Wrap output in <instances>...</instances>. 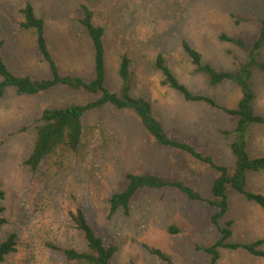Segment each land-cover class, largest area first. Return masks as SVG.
Masks as SVG:
<instances>
[{
  "label": "rangeland",
  "instance_id": "obj_1",
  "mask_svg": "<svg viewBox=\"0 0 264 264\" xmlns=\"http://www.w3.org/2000/svg\"><path fill=\"white\" fill-rule=\"evenodd\" d=\"M32 4L44 21V37L61 74L93 78V47L77 19L87 5L93 21L104 29L105 86L120 93L118 68L122 54L130 58L128 92L151 104L164 131L187 141L217 164L235 167L230 143L223 132L237 118L201 101L185 100L162 83L155 58L161 54L173 75L193 94L217 105L235 108L241 97L231 80L211 85L184 52L187 42L201 55V63L235 71L246 51L219 39L225 33L242 38L248 49L258 35L264 0H0V55L8 69L34 79L48 78L47 62L39 54L35 32L19 26L20 8ZM264 60V48L261 52ZM252 111L264 117V72L253 68ZM83 90L55 86L38 94H18L7 86L0 96V200L6 222L0 241L16 233V250L0 264H87L69 260L57 248L85 250L82 233L69 215L80 208L96 233L117 245L110 264H167L144 246L169 254L176 264H207V247L220 238L211 221L214 208L190 200L178 189H140L129 212L109 214L108 199L125 186L123 174L154 173L181 179L203 197H211L217 171L188 153L158 144L128 110L106 104L82 116L81 145L75 152L63 148L43 159L36 171L24 161L31 152L35 124L46 107L83 103L92 98ZM249 158L264 156V123H250L245 135ZM244 189L264 194V168L245 173ZM227 211L219 225L230 221L231 243L264 241V210L234 189L227 190ZM174 225L178 233H169ZM264 251V242L258 246ZM216 264H264V256L248 250L218 247Z\"/></svg>",
  "mask_w": 264,
  "mask_h": 264
},
{
  "label": "trees",
  "instance_id": "obj_2",
  "mask_svg": "<svg viewBox=\"0 0 264 264\" xmlns=\"http://www.w3.org/2000/svg\"><path fill=\"white\" fill-rule=\"evenodd\" d=\"M81 15L78 17V23L86 31L93 47V70L94 75L90 80L77 75L59 72L58 66L53 58L51 51L44 37V21L37 16L32 4L25 3L20 8L22 15L19 26L24 29H32L35 32V41L39 54L49 66L50 76L48 78L34 79L27 75H17L11 72L0 55V96L7 86H14L18 94H38L49 90L55 86H62L71 90H83L91 94L92 98L83 103H69L62 106H53L44 108L35 124V137L31 152L24 163L32 171H36L45 157L58 148L68 151H77L81 145L83 134V114L92 109L100 108L106 104L112 105L118 110H128L134 113L139 119L140 124L147 133L160 145L171 147L177 150L185 151L192 159L201 164H209L216 171L217 175L211 183V197H203L195 188L181 179H166L154 173H131L123 174L125 186L116 192H113L108 199L109 214L117 210L124 213L129 212L130 202L135 194L142 188L161 189L165 187L178 189L188 199L202 201L214 208L211 215V221L220 233V238L212 245L207 247L197 246L208 255L207 264H216L219 252L218 247L235 249L242 247L251 254L264 256V251L258 246L263 240H255L250 243H231L227 239L231 235L229 228L230 221L225 226L219 225V219L226 213L227 190L234 189L243 194L244 197L258 204L264 210V194L246 191L244 189L245 173L248 170H259L264 168V156L249 158L245 146V135L250 123H264V117L256 115L252 111V101L254 94L251 85V73L253 68L264 72V60L261 59V52L264 48V15L260 19V29L257 37L246 49L242 38H235L225 33L219 35V39L236 44L246 51V57L241 62L237 70L229 71L218 69L209 64L201 63V55L187 42L183 41L184 52L195 66L197 71H203L207 74L211 85L218 84L224 80H231L238 86L241 97L235 108H225L217 105L211 98L201 94L191 93L187 87L181 83L171 72L166 64L165 58L159 54L155 58L154 66L161 73L162 83L178 91L185 100L201 101L217 107L225 113L237 118L235 127L230 131H224L226 136H233L230 148L236 157L235 167H228L217 164L212 157L198 151L187 141L168 135L161 123L154 116L151 104L143 97L131 96L128 92V81L131 76L129 69L130 58L124 53L121 56L118 73L123 82L120 93L109 90L105 86V65H104V45L102 26L93 21V13L90 8L80 5ZM2 40L0 39V48ZM5 196V192L0 187V200ZM4 207L0 205V227L6 222L3 216ZM71 220L74 222L85 241V250H76L74 248H57L69 260L85 262L87 264H110L111 259L117 252V245L113 242H106L99 236L86 218L84 211L77 208L69 212ZM169 233H178L180 229L174 225L167 227ZM16 233L8 234L5 239L0 241V262L5 257L16 250ZM147 250L158 259L167 264H176L173 258L166 252L149 245H144Z\"/></svg>",
  "mask_w": 264,
  "mask_h": 264
},
{
  "label": "crops",
  "instance_id": "obj_3",
  "mask_svg": "<svg viewBox=\"0 0 264 264\" xmlns=\"http://www.w3.org/2000/svg\"><path fill=\"white\" fill-rule=\"evenodd\" d=\"M262 59V58H261ZM240 91V90H239Z\"/></svg>",
  "mask_w": 264,
  "mask_h": 264
}]
</instances>
